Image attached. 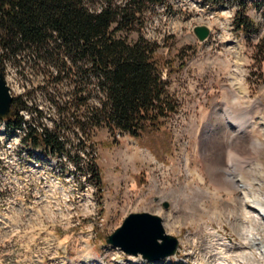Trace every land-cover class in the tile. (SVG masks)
<instances>
[{
  "label": "rangeland",
  "instance_id": "rangeland-1",
  "mask_svg": "<svg viewBox=\"0 0 264 264\" xmlns=\"http://www.w3.org/2000/svg\"><path fill=\"white\" fill-rule=\"evenodd\" d=\"M260 2L148 1L133 31L120 33L158 44L155 56L178 107L153 135V148L146 136L107 127L96 128L91 139L78 132L74 112L66 116L57 106L69 100L73 84L45 78L46 62L36 69L28 57L23 67L7 60L0 65L12 97L41 110L26 119L52 129L65 120L61 129L72 154L44 153L0 120V212L10 218L0 217V264H221L223 257L228 264H264L261 244H246L250 232L264 242V216L255 207L264 203ZM240 13L255 21V30L237 28ZM198 24L212 27L206 41L193 31ZM243 107L252 118L250 132H238L227 118V110ZM92 160L100 183L88 170ZM238 176L249 185L246 193ZM143 211L163 218L166 232L180 241L176 254L150 261L106 242L128 215Z\"/></svg>",
  "mask_w": 264,
  "mask_h": 264
},
{
  "label": "trees",
  "instance_id": "trees-1",
  "mask_svg": "<svg viewBox=\"0 0 264 264\" xmlns=\"http://www.w3.org/2000/svg\"><path fill=\"white\" fill-rule=\"evenodd\" d=\"M148 1L161 0H126L122 4L116 0H0V65L7 60L23 67L21 61L28 57L31 68L36 69L46 62L45 78H52L57 86L65 80L73 84L69 100L57 106L66 116L74 112L78 132L91 139L96 128L107 127L111 133L146 136L145 144L153 148V135L178 107L155 56L158 44L141 35L129 41L120 34L133 31L137 12ZM236 26L248 31L256 28L255 21L244 13ZM23 109L41 113L27 101L14 99L10 113L0 119L12 129L28 123L24 142L41 146L44 153L67 154L63 153L67 133L61 129L65 120L54 122V129L42 126L41 131L34 121L24 120ZM68 155L72 157L70 152ZM79 158L75 156L77 161ZM88 168L100 183L94 160Z\"/></svg>",
  "mask_w": 264,
  "mask_h": 264
},
{
  "label": "water",
  "instance_id": "water-1",
  "mask_svg": "<svg viewBox=\"0 0 264 264\" xmlns=\"http://www.w3.org/2000/svg\"><path fill=\"white\" fill-rule=\"evenodd\" d=\"M193 31L198 40L203 42L210 37L212 27L206 24H198L194 26ZM13 99L4 72L0 70V116L10 113ZM150 226L157 231L154 238L149 237ZM106 242L120 247L129 254L142 253V256L150 261L170 257L177 252L180 245L176 236L166 232L163 226V218L160 215L145 211L128 215L123 224L108 236ZM162 247L165 249L161 250V253L155 252L156 248Z\"/></svg>",
  "mask_w": 264,
  "mask_h": 264
},
{
  "label": "bare ground",
  "instance_id": "bare-ground-1",
  "mask_svg": "<svg viewBox=\"0 0 264 264\" xmlns=\"http://www.w3.org/2000/svg\"><path fill=\"white\" fill-rule=\"evenodd\" d=\"M230 108V107H229ZM228 108V109H229ZM226 111V110H225ZM228 111V113H227V118H229V124L231 125V126H233L234 128H236V130L238 131V132H250L251 130H252V128L250 127V125H252V118L248 115V110H247V108L246 107H243V108H241L240 110H231V109H229V110H227ZM238 114H241L242 115V117H243V120H236V116L238 115ZM1 121H4V123H5V125H7V122L5 121V120H2V119H0ZM7 127H9L8 125H7ZM9 129H12V128H10L9 127ZM13 130H22L23 131V133H24V137H25V135L27 134L26 132V130H25V128H20V129H13ZM23 137V138H24ZM23 140V139H22ZM24 141V140H23ZM237 141V140H236ZM236 141H234V142H236ZM255 141H257V140H254V142ZM259 142V141H258ZM26 143V142H25ZM28 144V143H27ZM31 144V143H30ZM29 144V145H30ZM236 144H237V142H236ZM32 145V144H31ZM32 146H34V145H32ZM34 147H37V146H34ZM41 148V147H40ZM63 155V154H62ZM64 155H66V154H64ZM230 155V158L231 157H233V153H230L229 154ZM53 156H55V157H59L60 155H53ZM61 157V156H60ZM237 178V180H239L240 181V184H239V187H241V190H244L243 192L244 193H246V190H247V188H248V183L245 181H243L242 180V178H240L239 176L238 177H236ZM248 195V194H247ZM249 196V195H248ZM257 200V199H256ZM251 201V200H250ZM255 207L256 208H258L259 210H260V215H262L263 214V216H264V203H262V201H259L258 203L257 202H255ZM151 227V226H150ZM251 229V228H250ZM249 229V230H250ZM252 230V229H251ZM149 231H150V238H154V236L155 235H157V231L153 228V227H151V229H149ZM253 231V230H252ZM254 234V233H253ZM216 235L218 236V237H221V234L219 233V232H216ZM160 238H161V236L160 235H158ZM145 239V238H144ZM143 239V242H145V240ZM246 239H248V241L246 242V244L248 243L249 245H251V246H254V245H258V244H261L260 245V247H261V249H262V251H264V242L262 241V242H260L259 241V239L258 238H255L254 239V237H253V235H252V232H250L248 235H247V238ZM228 242H230V241H228ZM224 243H226V241H224ZM158 246V245H157ZM165 247H166V245H165ZM165 247H162V248H156L155 249V252L156 253H161V250H164L165 249ZM260 247H258V248H260ZM155 253V254H156ZM131 254V253H130ZM138 254H141V253H138ZM137 254V255H138ZM133 255H136V254H133ZM161 259V258H160ZM157 260H159V259H157ZM156 261V260H155ZM66 264V263H65ZM221 264H228L227 263V260H226V258L225 257H223V261H221Z\"/></svg>",
  "mask_w": 264,
  "mask_h": 264
},
{
  "label": "built area",
  "instance_id": "built-area-1",
  "mask_svg": "<svg viewBox=\"0 0 264 264\" xmlns=\"http://www.w3.org/2000/svg\"><path fill=\"white\" fill-rule=\"evenodd\" d=\"M30 112H32L30 109L29 110H27V109H23V110H21L20 111V113H21V115L23 116V118H24V120L25 121H27V122H32V121H30L29 119H26V118H28L29 117V115H30ZM33 113V112H32ZM28 126H29V124L28 123H24L23 122V125H22V127L23 128H25V130L27 131V129H28ZM38 129H40L41 131H43V129H41V128H39L38 127ZM66 150L65 151H63V153H67V155H68V152H70V150L68 149V144L66 145ZM67 151V152H66ZM40 192H43V196H47L48 195V191H47V187H46V185H44L43 184V191H40ZM91 199H92V203H93V210L94 209H96V203H94L93 202V197H92V195H91ZM54 203V202H53ZM55 204V203H54ZM68 204L71 206H75V205H78V204H75V202H68ZM68 209V208H67ZM66 209V210H67ZM40 214H42V210L40 211Z\"/></svg>",
  "mask_w": 264,
  "mask_h": 264
}]
</instances>
